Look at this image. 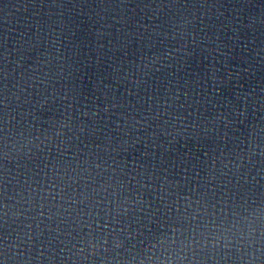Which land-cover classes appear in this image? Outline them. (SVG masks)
<instances>
[{"label": "water", "instance_id": "obj_1", "mask_svg": "<svg viewBox=\"0 0 264 264\" xmlns=\"http://www.w3.org/2000/svg\"><path fill=\"white\" fill-rule=\"evenodd\" d=\"M0 264H264V0H0Z\"/></svg>", "mask_w": 264, "mask_h": 264}]
</instances>
